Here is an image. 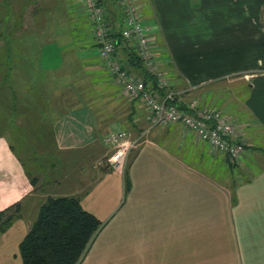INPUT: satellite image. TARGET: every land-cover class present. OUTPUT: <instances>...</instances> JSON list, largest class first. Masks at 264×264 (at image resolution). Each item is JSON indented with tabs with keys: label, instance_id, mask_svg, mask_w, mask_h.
Returning <instances> with one entry per match:
<instances>
[{
	"label": "crops",
	"instance_id": "crops-1",
	"mask_svg": "<svg viewBox=\"0 0 264 264\" xmlns=\"http://www.w3.org/2000/svg\"><path fill=\"white\" fill-rule=\"evenodd\" d=\"M74 1L73 46L78 48L70 52L57 40L65 32L60 11L51 18L36 6L29 23L12 25L6 44L10 54L0 59L7 79L0 87L7 100L6 112L0 111V118L6 116L0 131V210L20 202L22 215L28 205L40 207L45 200L28 204L33 185L17 163L16 155L21 156L9 135L21 143L32 141L44 134L39 129L44 126L56 141L74 137V149L85 154L99 147L94 158L101 159L108 149L103 138L108 129L127 121L144 138L128 153L125 182L119 185L126 192L123 203L135 208L136 221L134 233L125 232L135 235L133 248L122 252H129L134 264H264V27L258 24L264 0H137L159 68L170 89L182 92L179 108L183 104L186 109H181L189 111L188 103L197 100L241 123L248 144L232 164L178 123L148 130L150 119L139 101L117 93L97 55L83 3ZM100 2L114 34H121L118 1ZM10 19L15 24V16ZM23 29L29 31L26 37ZM133 44L122 38L117 52L131 73L144 77L143 68L127 56ZM64 93L73 99L69 106L62 102ZM189 157L201 164H191ZM106 165L96 173L89 159L81 160L82 184L53 195H75L113 168ZM132 170L135 180L129 181ZM30 225L26 221L18 229L20 236L21 228L28 231ZM174 226L181 231L174 232ZM163 234L174 236L158 241ZM1 238L0 264H22L18 249Z\"/></svg>",
	"mask_w": 264,
	"mask_h": 264
},
{
	"label": "rangeland",
	"instance_id": "rangeland-1",
	"mask_svg": "<svg viewBox=\"0 0 264 264\" xmlns=\"http://www.w3.org/2000/svg\"><path fill=\"white\" fill-rule=\"evenodd\" d=\"M71 4L75 5V1L74 0H0V41L2 42V44L0 42L1 44L0 59H3V57H6V55L10 54L9 50H7L6 44L11 42L10 32L13 27L12 25H15V27L18 28L22 26L23 23L25 24L29 23L30 16L33 13L32 12L33 10H31V8L34 7L36 8V6L40 9V12L43 11L48 17L51 16V18L55 17L54 13L56 11L58 12L60 11L63 17L62 21L64 24L65 32L57 40L60 43L62 49L64 50L67 49L68 52L71 51L69 49L71 47L78 48L73 46L75 14H73V11L70 10L72 6ZM30 5L31 7H29ZM12 8L19 9L18 10L19 13L13 14ZM262 14L263 17L258 21L259 22L258 24L264 27V12ZM11 15L15 16V24H11V19H10ZM123 23H124V18H123ZM28 32L29 31H27V29L20 30L21 35L25 37L27 36ZM148 36L149 39H151L149 31H148ZM3 64L5 65V63L0 60L1 88L2 87L5 88L7 82L6 76H4L6 72L5 70H2ZM235 77H240V76H235ZM115 86L117 87V93L119 94L120 97H124L125 99H130L128 96H126V94L121 92L119 86H117L116 84ZM210 86L211 85H208L206 89L210 88ZM222 91H224V89ZM220 95L222 96V94ZM187 96L190 98L189 95ZM228 96L226 95V99H228ZM63 97L64 100H62V102L65 105L69 106L71 103H73V99H71L68 93H64ZM192 97L194 96L192 95ZM6 102H7L6 97L0 96V111L5 110L6 112L7 110ZM96 113H99L100 115L102 112L96 108ZM237 120H241V119H237ZM2 121H6V116L4 117V119L0 118V131L4 130L5 127L2 126ZM124 122L125 125L121 122L120 124L126 126L125 128L130 131L132 137H135L140 133L137 132L138 129H134L132 127L130 128L129 127L130 125L128 124L127 121ZM146 125L147 124L141 126L139 130L145 128ZM39 129L40 131L42 130V133L44 134H42V136L35 135L32 141L21 143L16 139L17 138L16 135H9L15 152H17V154H20L21 156V158H18V156L16 155L17 163L20 164L22 169L25 171V174L28 177L29 181L31 177H37V183L33 185V188L31 190L32 195L30 196L31 198H29V200L31 199V201L28 202V204H31V202L37 204L40 200L43 201L44 199H46L48 195L51 194L53 195L55 192L69 193L68 191L70 190L73 192L74 187H76L80 182L79 176L82 177L79 173L80 169L78 166L81 160L83 159H89V164H91L90 169L94 168V171L96 173L99 171L100 167H103V165L104 167H106L107 166L106 163L108 164L109 167H112V165L106 160L112 150L110 144H108L105 140V135L103 137L104 143L108 145V149L105 156L99 159V157L94 158L95 156L94 153L100 150L99 147H97L92 151L89 150V152L85 154L86 152L84 151L83 153L81 149L79 150L74 149L75 146L74 137L70 141L59 142L56 141V139L50 136L49 134L47 135L45 134L44 130L47 129H45L44 126H41ZM143 138L144 136L142 137V139ZM255 143L257 144L258 142ZM92 160H93V164H92ZM188 160L191 164L194 163L197 165L201 164L200 161L196 162L191 157H189ZM126 164L127 161H125L123 165L119 167V169H121L119 171H116L118 169L114 170V168H110L103 171L99 175V177H101V180L99 178L98 180L94 181V183L91 184L87 183V185L86 184L84 185L86 187L85 189H80L75 193V195L81 199V203L83 207L94 212L96 216L101 220L100 229L98 230L95 237L89 244L84 257L80 262L81 264H134V260L132 259L133 257L130 256V254H128L129 252H127L126 254L122 252V249H124L125 247L129 249L133 248V240H135V235L132 234L130 237H128L127 233L125 234V232L126 231L128 232L130 229L134 233L135 231L134 228L136 226L135 212H134L135 208L134 206L131 207L126 206L128 201H125V203H123L124 197H126V192L122 194V189L119 187V185L121 186L122 182H125L124 170L126 169ZM120 171L123 173V175ZM133 171L134 170L130 172L131 174H129V172L127 174L129 181L135 180ZM127 197H129V194ZM38 208L39 207L37 205L35 206L28 205L27 208H24V210L22 211V215H20L17 218L16 220L17 222L16 221L12 222L14 226L11 227L12 226L11 224L10 226L7 227V229L4 232L0 234V240L3 239L1 237H4L5 241L6 238L8 239V242H6L5 244L6 246L11 245L13 246V248L16 247L18 249L17 258L19 261H21V263H22V259L20 255L19 242L23 238L27 229L21 228L23 229V231H21L23 235L21 236L17 231L18 229H20V227L24 226L26 221H30L32 223L35 220V218L38 215ZM127 208H131L132 211L126 212ZM123 215L125 216L124 217L125 222L122 223ZM9 228L11 231L9 230ZM150 229L153 230V227ZM173 231L178 233L181 231V229L174 226ZM167 236L172 237L174 235L171 234L159 235V238L157 240L160 242H164L168 239Z\"/></svg>",
	"mask_w": 264,
	"mask_h": 264
},
{
	"label": "built area",
	"instance_id": "built-area-1",
	"mask_svg": "<svg viewBox=\"0 0 264 264\" xmlns=\"http://www.w3.org/2000/svg\"><path fill=\"white\" fill-rule=\"evenodd\" d=\"M90 24L96 52L113 83L130 99H136L145 109L151 127L178 123L211 149L223 155L230 163H235L245 152L247 138L242 132L241 123L233 121L225 113L215 108H205L197 100L188 103L189 111L179 108L181 91L170 89V82L164 71L160 70L147 28L141 22V8L137 0H117L124 18L120 37L133 41V45L145 68L155 75L157 85L166 88L162 99L152 89L151 81L131 73L117 52V41L104 6L99 0H81ZM143 134L132 137L122 124L116 123L105 134L111 146L107 161L114 169H119L127 154L143 142Z\"/></svg>",
	"mask_w": 264,
	"mask_h": 264
},
{
	"label": "trees",
	"instance_id": "trees-1",
	"mask_svg": "<svg viewBox=\"0 0 264 264\" xmlns=\"http://www.w3.org/2000/svg\"><path fill=\"white\" fill-rule=\"evenodd\" d=\"M119 37L120 33H116L115 40ZM121 42L120 37L117 46ZM128 50V58L143 68V78L151 81L152 89L164 96L167 89L157 85L155 75L145 68L135 47ZM180 107L186 109L183 104H180ZM30 182L35 185L37 177H31ZM20 215V202L0 210V234ZM100 226L101 220L94 212L83 207L78 196L48 195L20 241L22 264H80Z\"/></svg>",
	"mask_w": 264,
	"mask_h": 264
},
{
	"label": "water",
	"instance_id": "water-1",
	"mask_svg": "<svg viewBox=\"0 0 264 264\" xmlns=\"http://www.w3.org/2000/svg\"><path fill=\"white\" fill-rule=\"evenodd\" d=\"M120 41V37L119 38H117V42H119Z\"/></svg>",
	"mask_w": 264,
	"mask_h": 264
}]
</instances>
